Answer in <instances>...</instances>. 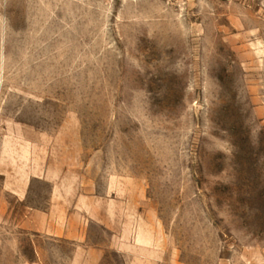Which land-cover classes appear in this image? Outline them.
Listing matches in <instances>:
<instances>
[{
    "label": "rangeland",
    "instance_id": "obj_1",
    "mask_svg": "<svg viewBox=\"0 0 264 264\" xmlns=\"http://www.w3.org/2000/svg\"><path fill=\"white\" fill-rule=\"evenodd\" d=\"M27 129L93 217L82 244L0 228V264L94 247L99 264H264V0H0V152ZM33 191L46 207L51 186Z\"/></svg>",
    "mask_w": 264,
    "mask_h": 264
},
{
    "label": "crops",
    "instance_id": "obj_2",
    "mask_svg": "<svg viewBox=\"0 0 264 264\" xmlns=\"http://www.w3.org/2000/svg\"><path fill=\"white\" fill-rule=\"evenodd\" d=\"M9 136L18 139L4 144L0 152V228L57 241L84 243L87 223L93 217L88 207L90 200L76 187L74 173L61 166L59 151L55 152V147L44 141L46 135L35 129L21 130ZM38 183L51 186L50 199L44 208L30 203L34 196L33 186ZM107 213V209L94 213L97 222L104 227ZM113 213L117 225L119 211ZM126 234L129 237L128 232ZM115 238L119 241V250L125 251L123 225ZM129 246L126 248H131ZM1 249L0 242V263ZM88 255L84 264H99L103 251L94 247ZM22 264H28L27 260ZM128 264H156V260L144 258L141 262L140 258L135 261L131 258Z\"/></svg>",
    "mask_w": 264,
    "mask_h": 264
}]
</instances>
